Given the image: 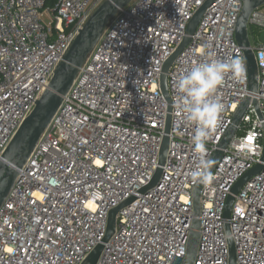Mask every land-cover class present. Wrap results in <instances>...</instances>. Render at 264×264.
Returning <instances> with one entry per match:
<instances>
[{"label": "built area", "instance_id": "obj_1", "mask_svg": "<svg viewBox=\"0 0 264 264\" xmlns=\"http://www.w3.org/2000/svg\"><path fill=\"white\" fill-rule=\"evenodd\" d=\"M46 1L0 0V157L79 30L106 0H58L48 8ZM206 1L132 0L106 26L0 207V264H81L102 241L109 212L132 196L117 213L97 264H181L200 182L191 175L198 163L190 140L195 129L177 126L183 115L175 106L174 83L192 63L208 59L201 52L205 44L213 58L237 57L245 69L243 78L226 73L217 90L224 110L206 145L208 158L247 95L257 99L262 117L250 102L211 182L204 183L194 264H229V238L237 264H264V167L224 217L231 188L264 151V44H251L258 90L250 93L244 49L236 39L242 0H214L207 7L169 68L170 104L161 90L164 63ZM250 25L264 29V5L252 11L248 31ZM169 114L162 176L141 193L158 167Z\"/></svg>", "mask_w": 264, "mask_h": 264}, {"label": "water", "instance_id": "obj_2", "mask_svg": "<svg viewBox=\"0 0 264 264\" xmlns=\"http://www.w3.org/2000/svg\"><path fill=\"white\" fill-rule=\"evenodd\" d=\"M132 0H106L103 2L89 17L87 22L79 30L78 35L70 46L69 50L63 57L62 61L58 64L53 74V77L43 92L42 96L36 101L35 108L29 114V116L23 121L20 128L16 132L15 136L9 143L8 147L0 157V207L4 200L8 196L12 187L14 186L20 169L26 164L32 151L37 145L41 135L49 125L53 116L59 109L63 97L68 93L71 88L80 68L86 60L88 54L92 51L95 44L98 42L106 26L115 17L119 10L129 4ZM214 0H207L195 13L186 30V36L180 43L176 51L170 58L164 63L161 73V90L170 104L171 99L168 92L167 74L170 66L180 52L188 45L191 40V36L195 33L197 26L207 9V7ZM243 7L238 17L236 26V39L240 46L243 47L247 67H248V88L250 93H255L258 90V67L253 50L251 49V42L249 40L247 24L250 14L256 8L264 5V0H242ZM250 102H253L259 117L261 118V112L259 110L258 101L252 98L251 95H247L243 100L238 110L236 111L232 124L229 126L225 135L223 136L218 148L211 156L213 160V166L210 172L214 171L215 167L221 160L224 149H226L237 133L238 126L246 112V109ZM171 107L169 106V111ZM171 116H167V124L165 129V135L162 141L161 150L159 154V163L156 172L151 182L143 187L140 192L144 193L150 188L159 184L160 178L163 173L162 166L165 164L166 157L169 150V136L171 126ZM264 151L261 157V161L255 166L249 169L231 188L230 194L227 197L226 206L224 210V217L229 218L235 196L240 192L245 183L252 179L263 169L264 165ZM204 187V183H199L193 192V215L191 230L189 239L187 242L186 255L183 258L181 264H194L196 259L198 246L200 243V221L197 216L200 214V198L201 192ZM135 200V196L130 197L117 207H114L108 216V223L105 235L102 241L92 250V252L85 258L81 264H97L98 259L104 249L105 243H107L113 236L116 228V215L126 205ZM226 231L229 234V225L226 224ZM229 264H237L235 244L232 238H229Z\"/></svg>", "mask_w": 264, "mask_h": 264}, {"label": "clouds", "instance_id": "obj_3", "mask_svg": "<svg viewBox=\"0 0 264 264\" xmlns=\"http://www.w3.org/2000/svg\"><path fill=\"white\" fill-rule=\"evenodd\" d=\"M210 48V44L201 48L207 60L192 63L175 78L174 83L175 106L183 115V120H178L177 126H194L190 140L198 163L191 175L201 183L212 180L210 169L213 160L208 158L206 145L212 139L224 110V105L216 95L217 90L223 84L226 73L231 72L236 78H243L245 72L239 58L234 57L230 61L213 58ZM261 55L264 56V52Z\"/></svg>", "mask_w": 264, "mask_h": 264}, {"label": "rangeland", "instance_id": "obj_4", "mask_svg": "<svg viewBox=\"0 0 264 264\" xmlns=\"http://www.w3.org/2000/svg\"><path fill=\"white\" fill-rule=\"evenodd\" d=\"M44 20L46 22L50 21V19L47 16L44 17ZM248 32H249V40L252 45H255L258 43L264 44V29L263 28L250 25Z\"/></svg>", "mask_w": 264, "mask_h": 264}, {"label": "trees", "instance_id": "obj_5", "mask_svg": "<svg viewBox=\"0 0 264 264\" xmlns=\"http://www.w3.org/2000/svg\"><path fill=\"white\" fill-rule=\"evenodd\" d=\"M58 0H47L46 1V7H53Z\"/></svg>", "mask_w": 264, "mask_h": 264}]
</instances>
